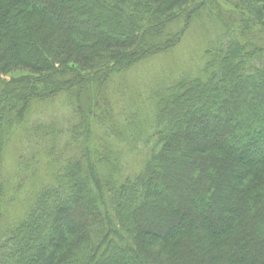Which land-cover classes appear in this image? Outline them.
I'll use <instances>...</instances> for the list:
<instances>
[{
    "label": "trees",
    "instance_id": "obj_1",
    "mask_svg": "<svg viewBox=\"0 0 264 264\" xmlns=\"http://www.w3.org/2000/svg\"><path fill=\"white\" fill-rule=\"evenodd\" d=\"M204 16L193 72L120 110ZM0 264H264V0H0Z\"/></svg>",
    "mask_w": 264,
    "mask_h": 264
},
{
    "label": "rangeland",
    "instance_id": "obj_2",
    "mask_svg": "<svg viewBox=\"0 0 264 264\" xmlns=\"http://www.w3.org/2000/svg\"><path fill=\"white\" fill-rule=\"evenodd\" d=\"M222 5L223 9H227L225 4ZM213 20L215 21V16L212 18L204 16L201 21L205 26V32L202 30L201 23L198 22L187 30L184 36L181 37L179 43L172 48V50L167 52L166 56L156 55L139 62L135 67H133L127 76L128 84L126 88L127 90H125V97H122L119 103H117L119 109H125L126 112H131V115L133 114V111L137 110L138 114L137 105L139 99L140 102H144L145 107H147L149 106L147 97L155 87L158 88L167 85L173 78H175V76H179L185 72V70L189 71L190 69V72H193L196 65L195 63L200 61L199 59L201 57L202 50H204V41L206 40L202 39L214 37L216 29H221L219 26L220 23H214L212 22ZM21 75L26 74L25 72L20 71L15 72L10 76L19 78ZM148 92L149 94H147ZM58 99L57 104H62L60 100L64 101L65 98L63 96H59ZM57 104L54 106L51 104L50 107L46 109L45 113L47 114V119L55 118L58 122H60L62 121L61 118L63 115L68 117V112L70 111L67 107H59V109H56ZM127 106L132 108L129 109ZM141 110H143V108ZM121 112L123 113V111ZM23 148L24 143H22L19 133L13 134L3 153V162L6 172H12L14 170L18 156L28 154L29 148L24 150ZM126 160L130 161L128 158H126ZM45 164V161L39 164L38 170L40 169L41 175H38V178L42 176V178L48 179V174L52 168H50V166L44 168L43 165ZM31 187L33 188V186ZM25 206L26 204L24 203V200L21 202L18 198L15 204H12L9 217L7 218L11 219L23 213Z\"/></svg>",
    "mask_w": 264,
    "mask_h": 264
}]
</instances>
